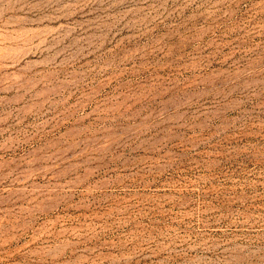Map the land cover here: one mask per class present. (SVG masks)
<instances>
[{
  "label": "rangeland",
  "instance_id": "1",
  "mask_svg": "<svg viewBox=\"0 0 264 264\" xmlns=\"http://www.w3.org/2000/svg\"><path fill=\"white\" fill-rule=\"evenodd\" d=\"M0 264H264V0H0Z\"/></svg>",
  "mask_w": 264,
  "mask_h": 264
}]
</instances>
